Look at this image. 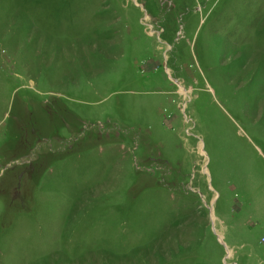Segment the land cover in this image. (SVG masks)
Instances as JSON below:
<instances>
[{"label":"rangeland","instance_id":"rangeland-1","mask_svg":"<svg viewBox=\"0 0 264 264\" xmlns=\"http://www.w3.org/2000/svg\"><path fill=\"white\" fill-rule=\"evenodd\" d=\"M0 264H264V0H0Z\"/></svg>","mask_w":264,"mask_h":264}]
</instances>
